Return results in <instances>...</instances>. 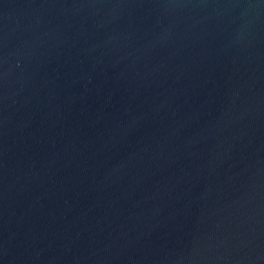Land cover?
Listing matches in <instances>:
<instances>
[{"label": "water", "instance_id": "obj_1", "mask_svg": "<svg viewBox=\"0 0 264 264\" xmlns=\"http://www.w3.org/2000/svg\"><path fill=\"white\" fill-rule=\"evenodd\" d=\"M0 264H264V0H0Z\"/></svg>", "mask_w": 264, "mask_h": 264}]
</instances>
